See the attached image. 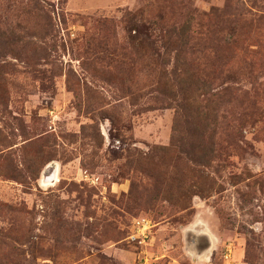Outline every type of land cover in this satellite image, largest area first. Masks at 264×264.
<instances>
[{"label": "rangeland", "instance_id": "rangeland-1", "mask_svg": "<svg viewBox=\"0 0 264 264\" xmlns=\"http://www.w3.org/2000/svg\"><path fill=\"white\" fill-rule=\"evenodd\" d=\"M193 216L264 264V0H0V264H191Z\"/></svg>", "mask_w": 264, "mask_h": 264}, {"label": "clouds", "instance_id": "clouds-1", "mask_svg": "<svg viewBox=\"0 0 264 264\" xmlns=\"http://www.w3.org/2000/svg\"><path fill=\"white\" fill-rule=\"evenodd\" d=\"M187 244L185 254L189 257L191 264H201V252L197 250V244L201 236H207L212 242V234L208 222L203 217L193 216L192 220L185 226ZM192 233L194 239L189 241L188 234Z\"/></svg>", "mask_w": 264, "mask_h": 264}, {"label": "trees", "instance_id": "trees-1", "mask_svg": "<svg viewBox=\"0 0 264 264\" xmlns=\"http://www.w3.org/2000/svg\"><path fill=\"white\" fill-rule=\"evenodd\" d=\"M181 63L183 65V68H181L182 70L180 71V73L178 72V74H176V77L181 78V83L182 84H185L187 82V80L189 79V77H188L189 74L188 73H190L191 68H189L188 66L186 67V64H187L186 60L183 61V62H181ZM164 71L166 73L169 72L167 69H165ZM171 74H173V73L171 72ZM201 84L205 85L206 83H205V81H202ZM185 87H186V84H185ZM206 139H208V145L207 146L204 145ZM197 142H198V144L197 143H189L188 144L187 142H185V141L182 140L179 143L181 145H184L186 143L190 148H192L194 150L203 149L205 151H209V152H212V153H214L216 151V149H217L216 148L217 147V142H216L215 136L214 135L207 136L206 135V130H204L202 132L201 139H199ZM181 145H179V147H181Z\"/></svg>", "mask_w": 264, "mask_h": 264}]
</instances>
